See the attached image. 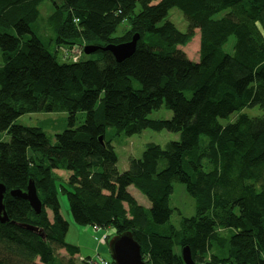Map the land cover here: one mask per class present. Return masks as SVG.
<instances>
[{
	"label": "trees",
	"instance_id": "1",
	"mask_svg": "<svg viewBox=\"0 0 264 264\" xmlns=\"http://www.w3.org/2000/svg\"><path fill=\"white\" fill-rule=\"evenodd\" d=\"M45 1L0 0V185L9 219L0 222V264H95L66 242L70 224L60 193L74 223L112 229L107 243L131 232L148 264H185L186 246L196 264H264V0H49L56 8L49 18L54 53L31 29ZM173 8L188 21L186 33L168 20ZM197 30L195 62L180 47ZM135 34L137 49L121 63L101 49L91 54L95 59H83L84 50L77 61L65 56ZM231 37L236 42L227 53ZM164 104L172 118L149 119ZM255 106L262 116L219 121ZM40 112L68 114L55 144L41 128L16 124ZM79 112L86 119L76 127ZM110 127L117 136L151 129L180 138L165 147L148 144L121 173L106 136ZM30 181L42 202L39 215L11 195L26 192ZM175 183L186 186L196 209L178 227L169 224ZM131 186L149 208L129 193ZM166 224L167 233L156 232Z\"/></svg>",
	"mask_w": 264,
	"mask_h": 264
},
{
	"label": "rangeland",
	"instance_id": "2",
	"mask_svg": "<svg viewBox=\"0 0 264 264\" xmlns=\"http://www.w3.org/2000/svg\"><path fill=\"white\" fill-rule=\"evenodd\" d=\"M60 3V0H56ZM55 6L52 1H45L39 6L40 16L37 21L31 23V29L34 34L43 42L46 48L54 53L57 49L54 39L56 33L54 29L49 25V18L55 11ZM140 9V6H137V11ZM168 20L171 21L175 26L183 33L188 31L189 23L186 20L183 13L177 9L173 8L169 12ZM126 25H121L118 29L117 35H121ZM14 33V31H12ZM193 40L185 47H180V49L186 53L187 57L195 62L199 61V51H200V34L197 30ZM31 37V35H28ZM235 38L231 37L227 45L225 46V52L233 53ZM84 45V44H83ZM83 49L84 47H78L77 49ZM79 51V50H77ZM98 55H84L83 59H95ZM61 55L59 54V61L61 60ZM3 56L0 52V67L3 66ZM133 85L136 89L140 88V84L137 81H133ZM240 114H246L249 117H259L263 115V111L259 106L253 108H246L241 112L234 113L227 119H220V123L223 126H226L230 123H234ZM172 118V112L168 110L165 104L156 111H153L149 115V119L152 120H169ZM86 119L85 112H79L76 120V127L80 126ZM16 124L28 127H39L41 128L49 137L51 144H55V136L59 133H62L68 128V114L66 112H54V113H33L26 114L19 117L16 121ZM106 136L108 139L112 140V145L115 148L118 163L117 168L119 172H125L129 168L130 158L140 159L145 151V148L148 144L154 143L165 147L169 142L178 141L180 135L178 133H173L169 131L156 132L151 129H146L139 134L133 136H126L121 134L120 136L116 135V130L112 127L107 129ZM4 141H9L10 137L8 135L3 136ZM202 140L205 141L206 137L202 136ZM59 175L63 178H67L69 172L59 171ZM129 193L137 200V202L149 208L151 206L148 199L134 186L129 188ZM62 212L66 209L69 212V204L67 201L66 195L60 193L59 195ZM64 204V205H63ZM171 207L173 209V214L169 224H172L176 227L179 226L182 216L191 217L196 214L195 201L187 193L186 186L181 183L174 184V193L171 197ZM71 218V217H70ZM70 228L66 237V242L68 244L78 246L83 252L91 254H99V256H110L109 245L105 240V236H110L113 234L112 229L107 230H94L92 226H80L74 221L69 222ZM169 224L156 226L155 230L158 233L165 234ZM81 255L85 256L84 253ZM64 255V252H60ZM102 256V257H103Z\"/></svg>",
	"mask_w": 264,
	"mask_h": 264
},
{
	"label": "water",
	"instance_id": "3",
	"mask_svg": "<svg viewBox=\"0 0 264 264\" xmlns=\"http://www.w3.org/2000/svg\"><path fill=\"white\" fill-rule=\"evenodd\" d=\"M140 40V35L135 34L132 39L128 42L121 43L118 45H108L106 47H97L94 45H86L83 50L86 55H91L97 52L99 49L102 51H109L113 54L116 61L121 63L126 59L130 58L137 49V44ZM103 142V139L101 138ZM6 189L3 185H0V222L7 223L9 219L5 213V207L3 204L4 194ZM11 195L16 198L23 199L30 203L31 207L37 215L41 214L42 202L38 197L37 189L33 181L29 182L28 189L26 192L21 190H14ZM30 230L39 233L37 229L28 227ZM109 251L112 261L115 264H148L143 259L142 247L134 239L131 232L123 233L121 235H113L108 241ZM182 259L185 264H196L192 257V252L189 246L182 249Z\"/></svg>",
	"mask_w": 264,
	"mask_h": 264
},
{
	"label": "built area",
	"instance_id": "4",
	"mask_svg": "<svg viewBox=\"0 0 264 264\" xmlns=\"http://www.w3.org/2000/svg\"><path fill=\"white\" fill-rule=\"evenodd\" d=\"M78 47H75L72 51H65V56L70 58V60L77 61L81 57L83 49H77ZM79 50V51H77ZM94 230L98 231L100 230L98 227H93ZM108 237L105 236V239ZM95 264H110L111 258H105L102 256H97L93 258Z\"/></svg>",
	"mask_w": 264,
	"mask_h": 264
},
{
	"label": "crops",
	"instance_id": "5",
	"mask_svg": "<svg viewBox=\"0 0 264 264\" xmlns=\"http://www.w3.org/2000/svg\"><path fill=\"white\" fill-rule=\"evenodd\" d=\"M64 205V204H63ZM63 210L65 211L64 213H63V215H64V217L69 221V222H71V220H72V218H70L71 217V215H70V212H68L67 211V206H66V209H64L63 208ZM73 221V220H72ZM82 251V250H81ZM82 253H84L85 254V256H82L81 255V257H92V258H94V257H97L99 254H91V253H86V252H83L82 251ZM103 256V255H102ZM103 257H105V258H109L108 256H103Z\"/></svg>",
	"mask_w": 264,
	"mask_h": 264
}]
</instances>
